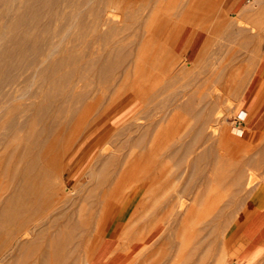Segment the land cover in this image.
<instances>
[{"label": "rangeland", "instance_id": "obj_1", "mask_svg": "<svg viewBox=\"0 0 264 264\" xmlns=\"http://www.w3.org/2000/svg\"><path fill=\"white\" fill-rule=\"evenodd\" d=\"M113 9L118 15V22H120L117 24L118 39L123 40L126 51L134 56L151 53L152 47L156 43L163 42L168 38L175 39L181 46L182 37L189 31L193 34L203 31L206 34V40L202 46L200 45V32L194 35L188 46L190 58L185 56L186 52L181 55L177 54L180 63L178 66L182 67L184 72L175 85L168 83L166 75L158 77L163 79L162 82L165 83V86L160 83L165 91L169 90L168 92L163 91V96L169 95V97H163L165 100L168 98L167 104L173 103L172 106H174L176 103L179 105L193 101L192 109H194V113H191L189 110L187 112L179 109L172 110L169 104L166 105V110L171 109L167 110V116H170L164 122L169 127L165 132V136H168V138L166 137L168 140L165 138L166 142H172L170 139H173L179 143H189L196 137L197 141L193 146L194 153L204 152L206 161L203 164L207 167V172L215 177L213 184L221 195V197L219 195V199H221L219 209L217 208L203 221L205 228L201 235L202 242H204L201 247L202 251L200 250L202 254L192 255L190 252L188 253L190 249L187 251L183 247L181 253L178 254L181 256L180 259L177 256L178 244L172 249L170 246L167 247V244L161 251V243L153 247L151 252L147 254L144 252V237L150 229L160 228L155 238L164 229L171 228L173 232L176 231V226L170 216L171 213L168 212V205H176L178 192L180 189L183 190V186L185 187L188 174L184 165L178 170L174 167L175 165L170 163L168 174L172 178L174 177L172 181L157 187L158 194L156 196L147 195L143 198L139 196L135 201H131L127 198L130 186L136 184L135 176L141 174L140 169H143L141 167L145 161L144 152L141 151H138L139 153L137 152L134 157L138 164L141 162L139 159L142 153L141 165L139 164L136 171L124 172L114 197L106 205L108 209L106 215L92 223L98 225L97 227L95 225L89 234H82L83 226H79L81 220L78 211L85 208L83 214L85 216L88 214L86 209L89 208V199H85V197L97 189V181L104 167V156H101L103 150L105 151L103 145L109 144L107 146L109 152L120 147L122 140L105 138L106 141L102 140L105 143L98 141L103 143L97 146L99 149L102 147L103 150L100 149L102 153L99 150V156L96 147L95 151H97L93 153H96L97 156L87 158L91 153L88 151L92 150L91 146H86L90 147L88 150L86 147L85 150L81 148V142L87 130V119L78 120V115L71 118L70 114L66 113L68 122L62 125V131L56 138L49 137L45 140L42 152L46 150V147L55 145L50 156H57V160L55 157L54 159L58 162L53 161L54 164H52L53 157L49 156L51 163H48L50 171L56 177L51 188L55 189L57 184L62 182L67 190L66 196L72 198V209L75 214L70 219L62 216V218H57L55 211L61 206L55 204L56 197L47 198L44 195L37 197L36 194L41 191L42 186L40 185L41 179L34 176L30 182L31 188L26 191L24 196V207L32 212L31 215L17 218L19 227L14 236L6 234L8 232L6 222L0 224V264H42L44 258L47 259V264H69L66 259L73 252V256L77 259L80 258L79 264H84V261L86 264H145L147 258L146 264H155V261H161L162 264H184V258L186 264H191L193 261L194 264H233L235 260L229 254V246L236 240L246 218L255 210L264 208V191H262L264 186L259 179L264 176V123L248 124L250 114L247 121H244L246 107L243 105L246 91L250 89L254 79L258 75L264 74V71L258 73L259 58L252 50L255 47V39L264 42V0H123L115 5V8L113 6ZM76 45L82 49L86 46L85 43H76ZM180 46L178 47L180 48ZM104 47L105 45L101 42V50L98 55H103ZM161 55L165 57L164 60H166V55L169 56L168 52L164 56L163 53ZM163 59L160 58L162 61ZM131 75L126 79L120 90V97L117 98L116 119L121 120L129 113L131 105L129 94L132 90L134 91V86L131 83L135 79V75L133 73ZM166 82L168 86L170 85L169 87ZM160 83L159 85H161ZM214 87L226 88L228 91L226 90L225 93L230 91L228 95L231 94V96L227 97V93L226 95L224 93L221 100L215 95L208 97L209 93L214 94ZM36 89L37 87L33 86L32 92H35ZM141 91H145L144 88ZM172 94L177 100L175 103L170 99L173 98ZM127 97L129 98L127 99ZM37 100L38 98H30L12 102L11 106L15 110L14 115L24 110L25 116L22 120H25L32 113L31 110H26L27 105ZM127 100H130V105ZM101 106L95 105L92 108V113H95V109L101 108ZM205 109L211 112V118L209 117L210 112L207 113ZM175 111L178 113L175 119H172ZM203 111L204 115L201 117ZM258 115L264 121V109H261ZM202 118L207 120L208 124L204 125ZM43 125L38 123L35 129H39ZM233 126H238L243 131L241 137L232 132ZM26 134L27 132L22 133V136L25 137ZM19 142L23 152L31 146L26 143L25 138ZM86 153H88L87 157ZM26 161L25 158L22 160V166ZM106 168L104 169L106 170ZM170 168L172 169L171 173H169ZM236 169L244 170H241L243 175L246 173L245 177L242 175L243 178L239 181L241 182L240 186H235L231 178L226 183L217 180V176L221 173L231 175ZM59 173L61 178H57L60 176ZM131 173H134V176ZM253 175L257 177L256 181L251 177ZM8 179L6 175L1 177L0 181L2 183L4 181L1 185H7ZM8 188L5 189L6 193L3 194V197L7 195ZM201 188L204 187L194 186L193 191L196 193L201 191ZM1 193L0 190V196ZM190 196L191 194L185 199V201L187 199L189 201L186 203L188 207L194 203L193 197L190 198ZM156 197L159 199L155 200ZM68 209L70 208L68 207ZM151 216L157 217L153 223H156V226L144 227L143 221ZM97 221L98 223H96ZM138 222L141 225L137 226ZM70 223H74L75 226L71 227ZM70 238L73 239L74 244L69 243ZM152 240L146 245H149ZM223 251L226 252L225 256ZM136 252L137 262L134 260ZM192 256L193 258H191ZM188 259H192V261ZM256 264H264V258Z\"/></svg>", "mask_w": 264, "mask_h": 264}, {"label": "bare ground", "instance_id": "obj_2", "mask_svg": "<svg viewBox=\"0 0 264 264\" xmlns=\"http://www.w3.org/2000/svg\"><path fill=\"white\" fill-rule=\"evenodd\" d=\"M122 1L0 0V178L5 175L9 178L7 185H1L4 181L3 183L0 181V190L2 191L0 196V224L6 222L8 224L6 234L14 236L19 227L17 218L31 215L32 212L24 207V196L26 191L31 188L30 182L34 176L41 179L40 185L42 187L41 191L37 192V197L43 195L47 198L56 197L55 204L61 206L55 211L57 218L62 216L70 219L74 216L72 198L66 196L67 190L62 182L57 184L55 189L51 188L56 177L50 171L48 163H51V160L52 164L58 162L55 161L57 156H54L55 159L50 156L55 145L46 147V150L42 152L45 140L49 137L56 138L60 134L62 125L69 120L65 114L69 113L71 118L78 115V120L87 119L86 134L81 142L83 149L86 146H91L92 150H88L90 147H86V150L91 151L90 154L86 153V157L88 154L87 158L96 157L97 154L100 156L103 149L99 146L101 147L100 150L97 146L102 142L105 143V138L122 140L120 147L109 152L107 148L109 144L103 145L105 151L103 150L101 156H104V167L97 181V189L85 197V199H89V208L86 209L88 214L87 216L83 214L85 208L78 211L81 220L79 226H83L82 234H89L96 225L92 223L106 215L108 210L106 205L114 197L124 172L136 171L139 164L141 165L144 155L145 161L141 167L143 169H140V177L136 175L139 177L135 176L134 182L136 184L133 182L135 185L130 186L127 198L131 201H135L139 196H141L140 198L147 195L156 196L158 194L157 187L172 181L174 177L172 178L168 174L170 163L175 165L174 167L178 170L184 165L188 174L187 183L185 187H182L183 190L180 189V192L177 190L176 205H168V212L171 213L170 216L174 226H176V231L173 232L171 228L164 229L155 238L160 228L150 229L144 237V252L146 254L151 252L153 247L161 243L160 250L167 244V247L170 246L171 249L178 244L177 256L183 247L187 251L190 249L188 253L190 252L192 255L200 254L202 243L204 245L201 236L205 228L203 221L219 207L221 195L213 184L215 177L207 172V167L203 164L206 161L204 152L194 153L193 146L197 141L196 137L189 143H179L173 139H170L172 142H166L168 136H165V132L169 127L164 122L170 115L167 116L169 109L166 110V105L169 104L166 103L168 98L165 100L163 97H169V95L163 96L165 89L162 84L165 86V83L162 82L161 77V79L158 77L166 75L168 83L175 85L178 78L183 75V68L178 66L180 63L177 50L180 45L175 39L168 38L163 42L156 43L149 54L134 56V54L128 53L123 40L118 39L119 28L117 24L120 22H118V15L113 11V6L115 8V5ZM254 41L255 47L252 50L259 58L258 73L260 74L264 71V42L260 39ZM101 42L105 45L104 53L98 55L101 50ZM76 43H85L86 46L82 49L77 47ZM167 52L169 56L166 55V60L169 59L168 61L164 60L165 57L162 55L160 56L162 53L164 56ZM54 58L56 59L54 60ZM160 58H164L163 61ZM132 73L135 75V79L131 83L134 86V91L129 92L131 105L127 100L132 109L129 107V113L121 120L116 119L117 98L120 97V90ZM131 77L133 76L131 75ZM157 78L159 80L156 83ZM33 86L37 87L35 92H32ZM143 88L145 91H141ZM226 90V88L214 87V94L209 93L208 97L215 95L221 100V96ZM229 92H226L227 97L231 96V94L228 95ZM172 97L170 99L175 103V95ZM30 98H38V100L27 105L26 110H31L32 113L28 118L22 120L25 116L24 110L14 115L15 110L11 104L17 100ZM228 101H230L229 98ZM192 103L193 101H187L184 104L177 105L176 103L172 106V103L169 106L172 110L179 109L186 112L189 110L194 113ZM95 105L102 106L101 108L97 107L95 113H92V108ZM175 112L172 119H175L178 113ZM208 112L210 111L208 110ZM244 112V121H247L248 113ZM196 114L199 115V113ZM203 115L204 111L201 117ZM209 115L211 118V112ZM204 121V125L208 124L207 120ZM38 123L44 125L35 129ZM25 132L27 134L23 137L22 133ZM232 132L239 137L243 134L238 126H233ZM23 138H25L26 143L31 144L24 152L20 149L19 142ZM95 149L98 152L100 150V152L93 153L97 151ZM157 150L159 151L156 152ZM138 151L144 153L143 155L141 153L139 159L141 162L137 164V159L134 157ZM49 156L53 157L54 160L51 158L50 160ZM24 158L27 161L22 166L21 162ZM105 167H107L106 170ZM174 167L172 166V169ZM172 169L169 173L172 172ZM241 170L236 169L231 175L221 173L217 176V180L226 183L231 178L235 186H240L241 182L239 181L246 174L244 172L243 175ZM57 171L59 172V170ZM59 177L61 178V174L57 176V178ZM251 177L254 180L257 179L254 175ZM259 179L264 186V176ZM180 182L182 183L181 180ZM198 185L204 188L195 193L193 187ZM7 187H9L8 193L3 197ZM188 194H191L193 198L191 196L190 198L194 200V203L189 207L186 204L188 199L185 201L187 196L189 197ZM158 199L156 197L155 200ZM156 218V216H151L143 221L144 227L151 225L155 227L156 223H153ZM73 224L70 223V226L74 227ZM139 225L141 224L138 222L137 226ZM151 240L152 242L146 245ZM69 243L74 244L72 238H70ZM73 255L74 252L73 254L70 253L66 260L69 264H79L80 258L77 259ZM223 255H226L225 251H223ZM137 257L136 252L135 262H137ZM178 257L181 259L180 255ZM42 260V264H47L46 258ZM63 261L66 263L65 260ZM184 262L186 264L185 258ZM193 262L191 264H194ZM84 264H86L85 261ZM155 264L162 263L155 261Z\"/></svg>", "mask_w": 264, "mask_h": 264}, {"label": "crops", "instance_id": "obj_3", "mask_svg": "<svg viewBox=\"0 0 264 264\" xmlns=\"http://www.w3.org/2000/svg\"><path fill=\"white\" fill-rule=\"evenodd\" d=\"M197 32H200V45L202 46L206 40V34L203 31ZM196 33L189 31L182 37V44L177 51L178 55L186 52L185 56L190 58L188 46ZM243 105L248 115L250 114L248 124L264 123L261 120L262 117L258 115L261 109H264V74L254 79L250 89L246 91ZM228 251L231 258L235 260V264H256L264 258V208L255 210L246 218Z\"/></svg>", "mask_w": 264, "mask_h": 264}]
</instances>
